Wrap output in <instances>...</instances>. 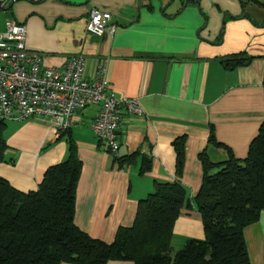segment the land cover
<instances>
[{
    "label": "crops",
    "instance_id": "0c3cea01",
    "mask_svg": "<svg viewBox=\"0 0 264 264\" xmlns=\"http://www.w3.org/2000/svg\"><path fill=\"white\" fill-rule=\"evenodd\" d=\"M255 1L242 7L239 0H0V32L7 19L24 25L25 47L42 56L44 67L61 68L81 55L89 80L105 66L115 97L134 99L142 112L122 115L117 158L130 160L122 167L91 132L96 106L76 113L75 125L59 137L48 124L5 122L0 177L19 191H34L74 144L81 162L74 224L112 243L119 228L132 226L155 182L177 179L173 142L181 140L179 180L194 198L203 175L199 156L213 164L229 154L245 159L264 123V0ZM93 9L111 15L113 34L86 32ZM239 54L248 65L228 69L225 60ZM145 160L151 168L140 175ZM172 229L173 252L204 238L194 209H182ZM243 237L250 264H264V211Z\"/></svg>",
    "mask_w": 264,
    "mask_h": 264
},
{
    "label": "trees",
    "instance_id": "16d2710c",
    "mask_svg": "<svg viewBox=\"0 0 264 264\" xmlns=\"http://www.w3.org/2000/svg\"><path fill=\"white\" fill-rule=\"evenodd\" d=\"M239 2L242 7L259 5L255 0ZM243 56H230L226 67L248 65L250 59ZM5 131L6 123L0 121V163L8 150ZM208 140L215 143L212 135ZM68 146L67 158L50 166L34 191H19L0 177V264H250L243 230L264 211V123L245 159L229 154L226 162L213 164L205 154L199 156L203 175L192 199L179 180L183 142H173L177 179L155 182L153 191L139 202L132 226L119 228L112 243L92 238L74 224L81 162L74 144ZM115 160L119 167L130 161ZM150 168L145 160L140 175ZM182 209L197 211L204 238L187 240L173 252L172 228Z\"/></svg>",
    "mask_w": 264,
    "mask_h": 264
},
{
    "label": "built area",
    "instance_id": "2783aa9c",
    "mask_svg": "<svg viewBox=\"0 0 264 264\" xmlns=\"http://www.w3.org/2000/svg\"><path fill=\"white\" fill-rule=\"evenodd\" d=\"M86 32L94 37L113 34L111 15L91 10ZM0 32V121H32L64 132L75 125L74 116L90 106L98 111L91 132L107 151L117 157V130L123 113L142 114L134 99H117L106 77L105 66L89 80L84 77L83 56L70 57L63 67H44L39 53L25 47L26 28L7 19Z\"/></svg>",
    "mask_w": 264,
    "mask_h": 264
},
{
    "label": "rangeland",
    "instance_id": "374dc122",
    "mask_svg": "<svg viewBox=\"0 0 264 264\" xmlns=\"http://www.w3.org/2000/svg\"><path fill=\"white\" fill-rule=\"evenodd\" d=\"M259 9V8H258ZM262 12H264V9H262V7L260 8V13H262ZM244 13H246V12H244ZM243 14V13H242ZM258 15H259V13H258ZM7 123V122H6ZM7 125H10V123H8Z\"/></svg>",
    "mask_w": 264,
    "mask_h": 264
},
{
    "label": "water",
    "instance_id": "95a60500",
    "mask_svg": "<svg viewBox=\"0 0 264 264\" xmlns=\"http://www.w3.org/2000/svg\"><path fill=\"white\" fill-rule=\"evenodd\" d=\"M245 16H248V13H243V17H245ZM254 23H255V21H254Z\"/></svg>",
    "mask_w": 264,
    "mask_h": 264
}]
</instances>
